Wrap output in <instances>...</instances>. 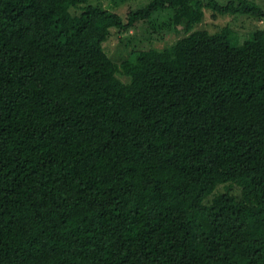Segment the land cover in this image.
<instances>
[{"label":"trees","instance_id":"1","mask_svg":"<svg viewBox=\"0 0 264 264\" xmlns=\"http://www.w3.org/2000/svg\"><path fill=\"white\" fill-rule=\"evenodd\" d=\"M88 1L0 0V264H264V32L190 31L264 10ZM159 9L185 35L113 61Z\"/></svg>","mask_w":264,"mask_h":264},{"label":"rangeland","instance_id":"2","mask_svg":"<svg viewBox=\"0 0 264 264\" xmlns=\"http://www.w3.org/2000/svg\"><path fill=\"white\" fill-rule=\"evenodd\" d=\"M225 3L228 0H217ZM264 10V0H250ZM145 0H89L88 3H100L103 7L118 13L124 21L130 11L141 7ZM80 5L79 7H81ZM172 9H159L145 21L137 22L132 27L118 31L111 30L108 39L103 42V48L107 55L115 62H120L129 54L138 49H161L173 44L177 39L185 35L180 28H175L171 21ZM227 26L231 31V42L242 43L248 39L253 31L262 30L264 32V18L258 19L241 14H216L208 8H204V16L200 23L195 24L190 31L206 29L214 32ZM260 43H264V38H260ZM120 79L126 77L118 74ZM226 186L219 185L216 191H225ZM232 192L238 193L233 187Z\"/></svg>","mask_w":264,"mask_h":264}]
</instances>
